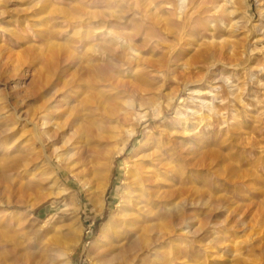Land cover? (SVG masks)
Here are the masks:
<instances>
[{
	"label": "rangeland",
	"instance_id": "obj_1",
	"mask_svg": "<svg viewBox=\"0 0 264 264\" xmlns=\"http://www.w3.org/2000/svg\"><path fill=\"white\" fill-rule=\"evenodd\" d=\"M189 1L0 0V264L57 239L97 264L129 167L160 140L176 154L152 204L193 218L172 264H264V0H208L204 30Z\"/></svg>",
	"mask_w": 264,
	"mask_h": 264
},
{
	"label": "bare ground",
	"instance_id": "obj_2",
	"mask_svg": "<svg viewBox=\"0 0 264 264\" xmlns=\"http://www.w3.org/2000/svg\"><path fill=\"white\" fill-rule=\"evenodd\" d=\"M207 3L208 0H190L188 2L186 16L189 19L186 21L187 26L191 25V28H195L197 26L203 30L205 29L204 21L208 18L206 17V14L209 11V8L205 6ZM221 46L220 48H222ZM108 66L109 65L106 66L97 64L94 65L93 68H90L92 71L94 68L97 69L96 74L101 79L98 83H104L102 82L103 80L110 81V74L107 68ZM93 86H91V88H93ZM190 113L194 116L198 114L195 110H191ZM182 115H184V113H180V116H178L181 117ZM190 116L191 115L189 114V117ZM43 118L45 119L46 116L43 115ZM179 122L181 123L183 121ZM47 123L48 122L43 121L38 124L35 121H31L35 130H38V127L45 126ZM54 126L56 127V130L61 131V129L63 130L64 125L56 122L54 123ZM50 133H45L48 139L51 138ZM159 137H161V135ZM62 138L64 139V136ZM164 140L166 141V139ZM156 144V148L151 154L147 157H139L140 159L135 161L132 167H129L124 180L122 200L118 203L117 213L111 218L112 222L115 220L117 223L112 225L110 232L108 231L111 226L109 220L104 226L103 232L100 236L104 245H102V248L100 247L101 250L99 249L96 253L97 264H108L113 261H118L116 264H172L174 256L177 255V253L183 252L182 247H177L174 244V241L176 240V236L182 238L183 241L186 240V234L190 232V229L186 233L184 231L185 228L189 226L187 224H189V220L192 218V215L190 214V216L186 206H180V203L176 205V207L178 206V208H176L178 209L177 211L168 209V212L165 214L159 212L152 204V198L154 197L151 196L152 190L150 189L153 180L161 175V170L169 164L167 161L174 159L173 157L176 154L175 148L169 144L167 145L162 140H160L157 145ZM59 157H61V154H59ZM157 197L160 199L159 196ZM161 201L166 200L163 199ZM103 202V195H101L98 203L100 208H102ZM163 205L164 203L161 204L162 208L166 206L164 205L163 207ZM159 207L160 206L158 205V209ZM109 237L112 238L109 239ZM180 240L181 239H179V241ZM46 248V253L38 264H70V251L72 250V246L64 245L62 239L56 240L55 247L47 245Z\"/></svg>",
	"mask_w": 264,
	"mask_h": 264
}]
</instances>
